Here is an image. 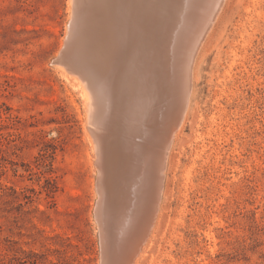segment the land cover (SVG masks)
I'll return each mask as SVG.
<instances>
[{"label":"rangeland","instance_id":"obj_1","mask_svg":"<svg viewBox=\"0 0 264 264\" xmlns=\"http://www.w3.org/2000/svg\"><path fill=\"white\" fill-rule=\"evenodd\" d=\"M69 1L0 0V264H102L96 151L55 59ZM229 2L198 51L197 125L169 150L145 264H264V0Z\"/></svg>","mask_w":264,"mask_h":264},{"label":"bare ground","instance_id":"obj_2","mask_svg":"<svg viewBox=\"0 0 264 264\" xmlns=\"http://www.w3.org/2000/svg\"><path fill=\"white\" fill-rule=\"evenodd\" d=\"M229 1H69L68 33L55 59L83 97L96 151L102 264H145L148 253L156 255L150 228L168 153L173 142L190 139L185 123L196 128V113L189 118L194 64ZM101 188L109 190L105 202Z\"/></svg>","mask_w":264,"mask_h":264},{"label":"water","instance_id":"obj_3","mask_svg":"<svg viewBox=\"0 0 264 264\" xmlns=\"http://www.w3.org/2000/svg\"><path fill=\"white\" fill-rule=\"evenodd\" d=\"M107 170H105V172H106ZM106 176V175H105ZM107 187V186H106ZM103 189L101 188V195H102V200H103V202H105V199H104V197H106V200L109 198V190H108V188H107V190H106V188H105V191H102ZM104 193V194H103ZM100 216H101V214H100V212H99V214L97 215V218H98V220L100 221V223H102L101 225H102V227L104 228V226H103V219H101L100 218ZM102 228V229H103Z\"/></svg>","mask_w":264,"mask_h":264}]
</instances>
